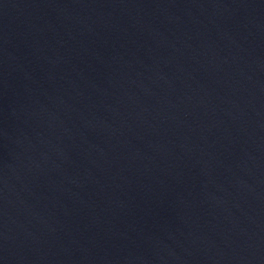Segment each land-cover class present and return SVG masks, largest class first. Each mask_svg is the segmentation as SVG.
Here are the masks:
<instances>
[{
    "label": "water",
    "instance_id": "obj_1",
    "mask_svg": "<svg viewBox=\"0 0 264 264\" xmlns=\"http://www.w3.org/2000/svg\"><path fill=\"white\" fill-rule=\"evenodd\" d=\"M0 264H264V96L0 85Z\"/></svg>",
    "mask_w": 264,
    "mask_h": 264
}]
</instances>
